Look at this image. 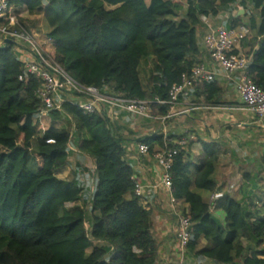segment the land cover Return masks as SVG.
I'll return each instance as SVG.
<instances>
[{
  "label": "trees",
  "instance_id": "trees-1",
  "mask_svg": "<svg viewBox=\"0 0 264 264\" xmlns=\"http://www.w3.org/2000/svg\"><path fill=\"white\" fill-rule=\"evenodd\" d=\"M8 4L29 17L42 18L46 38L52 41L51 58L76 81L107 95L149 102L168 101L172 87L199 65L198 35L204 20L225 10L232 13L235 7L246 13L250 8L243 27L254 36L240 44L247 42V75L264 92V0H8ZM243 17L233 18L226 29L242 26ZM40 87V80L24 73L17 47L0 45V264H156L154 214L135 194L128 139L113 124V113L103 108L85 114L69 103L62 113L48 115L68 119L69 130H42L36 121L43 111L37 96ZM194 91L208 105H222L216 81ZM171 107L153 105V114L167 117ZM168 137L157 135L138 143L148 146L149 155L177 151L171 168L172 195L188 205L183 214L191 224L185 261L264 264V196L254 194L264 177L260 172L242 175L240 198L227 195L219 206L221 222L218 210L201 192L222 193L216 175L225 152L218 144H204L194 163L189 153L192 142L180 147V139ZM72 158L75 168L67 179H59L58 171ZM87 158L95 166L92 174L85 166ZM202 242L207 246L202 248Z\"/></svg>",
  "mask_w": 264,
  "mask_h": 264
},
{
  "label": "crops",
  "instance_id": "crops-1",
  "mask_svg": "<svg viewBox=\"0 0 264 264\" xmlns=\"http://www.w3.org/2000/svg\"><path fill=\"white\" fill-rule=\"evenodd\" d=\"M18 10L21 11L24 19H33L28 14L24 16V13H27L24 10L13 7V13H17L16 11ZM239 12L242 13L237 16ZM244 14L245 11L241 7H237L232 13L226 12L217 18L206 19L204 20V27L198 35L200 53L196 60L199 65L205 66L213 74L214 81L221 87L222 105H208L204 97H199L195 93V86L188 92L187 96L179 98L177 104L171 107L167 117L157 116L153 114V110L151 113L154 119L148 120L138 119L118 111L113 115V124L121 128L122 134L128 139L126 144L127 160L135 170L137 183L143 187L142 202L154 214L153 236L158 243L156 264H177V215L179 212H186L188 205L180 201L173 205L171 203V195L166 190L158 187L160 169L154 155H140L138 149L140 140L154 138L157 135L170 136L168 138H173L176 141L183 138L188 139L189 142H192L189 153L191 155L190 159L194 163H198V158L203 154L204 144H218L221 153L225 152L223 158L228 160L225 164L229 172L226 173V179L223 180L225 191L219 193L222 198L216 200L212 206L214 211L218 210L217 212H221L219 211V201L224 200L227 195L237 199L240 198L239 191L243 184L242 175L244 173L260 172L262 178L264 177V118L259 119L251 112L245 110L238 92L242 75L235 73L227 77L212 62L205 43L206 35L210 31L218 28L226 29V24L231 22L233 18L242 17ZM245 22H247V18L242 20V26L240 27H243ZM41 25H43L42 20ZM249 32L247 38L252 39L254 33L250 30ZM36 35L39 37L37 33ZM44 39V41L48 40L46 37ZM258 40H261V38ZM236 50L239 54L245 55L248 52L247 42L237 45ZM239 132H242L240 136L234 135ZM241 137H244L245 140L241 139ZM247 143L250 146H246L245 144ZM233 147L244 149H241L244 156L240 160H237V157H232V152H228L230 148L233 150ZM156 151H158V148L154 149V153ZM228 154L230 155L229 157H227ZM74 160L76 163V159ZM87 161L90 160L87 158L85 163ZM91 165L92 170H94L93 162L92 164L90 162L89 166L85 164L89 170ZM233 169L238 171L236 173L237 177L239 178L240 176L239 185L235 188H231L233 182L231 181L232 178L229 177ZM65 179L67 178L65 177ZM261 184H264V181ZM261 184V189L255 191V195L264 196V188ZM212 196H203V198L210 202ZM219 214L216 215L219 216ZM201 246L203 248L207 245L202 242Z\"/></svg>",
  "mask_w": 264,
  "mask_h": 264
},
{
  "label": "built area",
  "instance_id": "built-area-1",
  "mask_svg": "<svg viewBox=\"0 0 264 264\" xmlns=\"http://www.w3.org/2000/svg\"><path fill=\"white\" fill-rule=\"evenodd\" d=\"M249 30L245 27H237L231 30L218 28L206 35L205 43L212 62L229 77L235 73L242 75L238 87L243 107L257 118H264V92L258 88L247 75L248 59L245 55L235 53L239 45L249 36ZM7 41L14 44L19 51L21 61L24 64V73L41 81V87L37 96L43 105L41 116H48L50 113L63 112V106L71 103L77 106L85 114L100 112L103 108L109 110L113 115L118 112H125L140 119H154L152 116L153 105L177 104L181 96H187L188 92L197 85L214 81L205 66L197 65L189 75L182 77L181 84L172 87L169 92V100L162 101H141L137 99H126L102 93L97 87L85 86L76 81L50 56L52 41L46 40L41 43L25 24L13 14V7L9 6L8 0H0V45ZM49 43V48L45 44ZM24 76L20 78L22 81ZM49 141L48 143H52ZM188 142L183 138L178 141L180 147ZM142 156L149 155V148L145 144L138 146ZM177 151L164 150L154 155L160 169L159 188L166 190L171 195V203L177 204L172 195L171 168ZM135 194L142 198L143 187L136 183ZM222 198L221 194L211 197L212 206L216 200ZM177 241L178 259L177 264H188L185 261V252L190 239V218L179 212L177 215Z\"/></svg>",
  "mask_w": 264,
  "mask_h": 264
},
{
  "label": "rangeland",
  "instance_id": "rangeland-1",
  "mask_svg": "<svg viewBox=\"0 0 264 264\" xmlns=\"http://www.w3.org/2000/svg\"><path fill=\"white\" fill-rule=\"evenodd\" d=\"M236 8V7H235ZM244 10V9H243ZM17 13H13L15 15V17L17 19H19L20 21L23 20V21H26V23H24L34 34H38L39 37L37 36V39L40 41H42L41 43L43 44L45 41V37H46V33H47V28H46V25L43 23V25H41V20L42 18L39 16V17H33L32 20L30 19H24V17L22 16V13L21 11H16ZM25 12V11H24ZM227 11L225 10L224 13H226ZM247 11L245 10V14L249 15L251 14V9L249 8L248 10V13H246ZM17 14V15H16ZM223 14V13H222ZM221 14V15H222ZM244 14V17H243V20L245 18H247V22L243 23V26H246L248 24V19L249 17L245 16ZM27 16V13H24V16ZM220 16V15H219ZM218 16V17H219ZM257 16V15H256ZM29 20V21H28ZM36 32V33H35ZM47 48H49V43L45 44ZM145 74V72H144ZM38 123H39V127L40 129L42 130H54L56 132H66L67 130H69L70 128V125L68 124L69 123V120L62 117L60 120H53L50 116H41L38 120H36ZM242 132H239V133H235L234 135H237V136H240ZM241 139H244V137H241ZM140 145V143H139ZM138 145V146H139ZM234 145V144H233ZM238 147V146H237ZM242 149V148H241ZM240 148L237 149L236 147H233V150L232 148L229 149L228 152H232L234 151L233 155L236 156L238 158V160H240V158L242 156H244L243 154V151L244 149L241 150ZM230 155L228 154L227 157H229ZM90 160V159H89ZM227 158L224 159L222 158L221 159V162L219 164V169H218V172H217V175H216V179H217V182H218V185L219 187H221V189L223 191H225V184L223 182V180L226 179V173L229 172V169L227 168L226 166V162H227ZM92 164V161H87L85 164ZM76 166V163H75V160L74 158L71 159L70 161V164L68 167H65L63 168L62 170L58 171L57 173V176H60L58 178H61V179H65V177L67 178L69 176V173L72 172V170L75 168ZM90 173L89 174H92L91 171H92V165L90 166ZM232 173L229 175L230 178H232V186L231 188H235L237 185H239V180H240V176L239 178L237 177L238 175L236 173H238V171H236V169H233L231 171ZM71 174V173H70ZM261 186H263L264 188V184H261ZM202 193V196H209V194H207L206 192H201ZM205 199V198H204ZM206 200V199H205ZM257 201V200H256ZM220 205L223 203V200L219 201ZM80 204H76V206H79ZM81 206V205H80ZM219 214V217H220V220L221 222H224V215L222 212H216V214ZM90 224V223H89Z\"/></svg>",
  "mask_w": 264,
  "mask_h": 264
},
{
  "label": "water",
  "instance_id": "water-1",
  "mask_svg": "<svg viewBox=\"0 0 264 264\" xmlns=\"http://www.w3.org/2000/svg\"><path fill=\"white\" fill-rule=\"evenodd\" d=\"M242 12H239V14L237 16H240ZM6 43H10V41H7Z\"/></svg>",
  "mask_w": 264,
  "mask_h": 264
}]
</instances>
